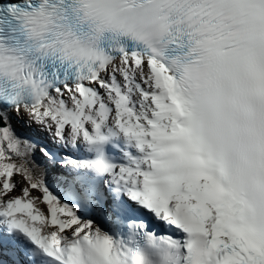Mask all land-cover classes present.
<instances>
[{"label":"snow or ice","instance_id":"6c2138e0","mask_svg":"<svg viewBox=\"0 0 264 264\" xmlns=\"http://www.w3.org/2000/svg\"><path fill=\"white\" fill-rule=\"evenodd\" d=\"M0 264H264V0H0Z\"/></svg>","mask_w":264,"mask_h":264}]
</instances>
